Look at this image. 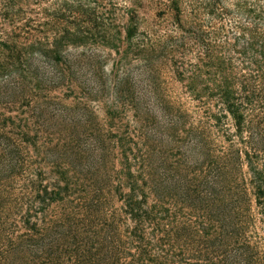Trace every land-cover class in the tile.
<instances>
[{
	"label": "trees",
	"instance_id": "1",
	"mask_svg": "<svg viewBox=\"0 0 264 264\" xmlns=\"http://www.w3.org/2000/svg\"><path fill=\"white\" fill-rule=\"evenodd\" d=\"M0 264H264V0H0Z\"/></svg>",
	"mask_w": 264,
	"mask_h": 264
}]
</instances>
